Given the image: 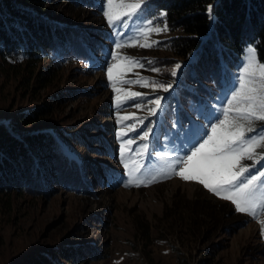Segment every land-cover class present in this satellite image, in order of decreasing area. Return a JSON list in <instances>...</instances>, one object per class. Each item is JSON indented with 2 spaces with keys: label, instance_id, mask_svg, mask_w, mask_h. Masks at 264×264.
Returning <instances> with one entry per match:
<instances>
[{
  "label": "rangeland",
  "instance_id": "rangeland-1",
  "mask_svg": "<svg viewBox=\"0 0 264 264\" xmlns=\"http://www.w3.org/2000/svg\"><path fill=\"white\" fill-rule=\"evenodd\" d=\"M74 1L49 7L55 20L61 18L82 36L72 51L45 56L35 77L43 74L31 83L0 66V123L43 107L47 115L21 126L19 134L58 135L64 140L59 142L61 152L82 172L74 181L45 179L44 193L0 196V264L60 249L75 252L62 264H177L179 258L188 264H264V178L249 189L252 207L242 212L222 198L229 193L217 195L198 181L182 179L177 173L184 164H176L191 155L193 144L198 147L207 139H200L204 130L210 135L211 125L225 118L223 109L240 88L247 49L254 47L244 49L239 67L229 76L215 75L208 85L191 84L178 92L181 70L191 60L171 54L170 41L179 33L169 29L155 0H126L140 7L112 24L104 15L107 0ZM128 59L137 65H127ZM114 64L130 70L114 73L110 80L108 68ZM251 79L249 86L259 88V76ZM136 80L142 83L127 82ZM154 84L171 87L164 91ZM133 92L140 95L130 96ZM169 95L180 102L174 113L166 104ZM157 99L159 107L152 103ZM165 105L168 112L162 113ZM182 106L193 113L188 123ZM233 118L234 111L229 114ZM238 122L254 129L246 137L264 135V120ZM145 132L148 136L142 138ZM126 141L132 143L122 152ZM240 167L249 170L242 180L264 172V142L233 171ZM193 203L210 206L216 214L222 211L227 220L203 238L200 227L189 222Z\"/></svg>",
  "mask_w": 264,
  "mask_h": 264
},
{
  "label": "trees",
  "instance_id": "trees-1",
  "mask_svg": "<svg viewBox=\"0 0 264 264\" xmlns=\"http://www.w3.org/2000/svg\"><path fill=\"white\" fill-rule=\"evenodd\" d=\"M56 1L61 0H0V66L5 72L27 77L31 83L43 74L40 72L35 77L41 60L50 54L60 57L69 53L79 40H83L61 18L60 21L54 19L56 14L49 7ZM155 2L163 11L169 29L179 33L170 41L171 54L179 60H191L181 70L182 84L177 87L178 92L181 88L191 89V84L208 85L215 75L221 79L229 76L239 67L248 45L254 47L258 62L264 64V0ZM209 6H212L211 13ZM87 51H91L90 48H86ZM169 96L166 104H171L170 111H175L177 99ZM164 112L168 110L164 109ZM45 115L43 107H35L20 113L19 119L14 117L7 125L0 123V196L14 192L44 193L45 179L55 176L57 181L61 177L64 182L74 181L82 172L81 166L61 152L59 142L64 140L58 135L50 131L19 134L21 126L35 124ZM55 167L61 172L57 174ZM193 205L190 215L187 214L189 222L200 227L203 238L208 232L220 229L227 220L222 211L216 214L210 206ZM198 209L202 211L197 212ZM74 253L60 249L55 253L58 256L43 253L38 258L29 256L15 264H62V259H72ZM177 264L188 262L179 258Z\"/></svg>",
  "mask_w": 264,
  "mask_h": 264
},
{
  "label": "snow or ice",
  "instance_id": "snow-or-ice-1",
  "mask_svg": "<svg viewBox=\"0 0 264 264\" xmlns=\"http://www.w3.org/2000/svg\"><path fill=\"white\" fill-rule=\"evenodd\" d=\"M140 5L138 3H127L126 0H107V10L104 15L107 17L110 24L115 21H121L122 17L131 15ZM208 11L212 12V6H209ZM159 31V29H157ZM149 46V45H141ZM117 47H121L117 44ZM249 53L248 62L243 68L241 76L240 88L233 94L228 101V107L223 109L224 119L219 121V124L211 125V134L204 130L200 139L203 143L191 146V155H187V159L180 158L176 164H184V167L177 173L185 180L198 181L204 187L217 195H222V198L231 200L237 211H249L251 204L247 199V193L255 182L264 178V172L258 174L249 173V178L246 180L240 179L242 174L248 173L249 170L245 167H240L238 171H233L239 161L248 157L251 158L254 148L261 142H264V135L246 137V132L254 131L251 127H244L238 122V119H244L251 122L252 120H264V64L258 63L255 57V49L251 46L247 49ZM116 59V57H113ZM127 65L136 66L137 62L131 59L126 60ZM180 65H177L179 68ZM130 70L124 65L114 64L108 68V76L110 80L114 79V73L118 76L122 71ZM156 70V69H153ZM173 75H176L173 70ZM259 76V88L250 87L252 77ZM247 78V79H246ZM129 83H142L140 80L127 81ZM146 83V82H143ZM153 87H162L164 91H168V87L164 85H153ZM115 90V89H114ZM130 96L140 95L139 93H129ZM152 103L158 107L160 100H154ZM235 105V107H233ZM155 113L156 109L151 110ZM236 113V118L229 119L230 112ZM124 117L123 119H130ZM148 133L145 132L142 138H147ZM132 141H126L121 144L122 152L125 151V144H131ZM147 149L148 145L143 146ZM127 167V165H125ZM155 179V178H153ZM249 207H245V205ZM264 224V221H261Z\"/></svg>",
  "mask_w": 264,
  "mask_h": 264
}]
</instances>
